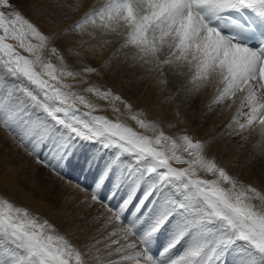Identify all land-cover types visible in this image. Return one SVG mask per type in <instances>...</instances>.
I'll return each mask as SVG.
<instances>
[{"label":"snow or ice","instance_id":"obj_1","mask_svg":"<svg viewBox=\"0 0 264 264\" xmlns=\"http://www.w3.org/2000/svg\"><path fill=\"white\" fill-rule=\"evenodd\" d=\"M32 10L47 30L0 0V143L79 198H65L58 224L0 192V264H264V0H33ZM114 71L147 83L167 112L148 119L89 82ZM90 97L137 127L98 114ZM202 97L190 121L181 108ZM197 119L213 121L207 138Z\"/></svg>","mask_w":264,"mask_h":264},{"label":"bare ground","instance_id":"obj_2","mask_svg":"<svg viewBox=\"0 0 264 264\" xmlns=\"http://www.w3.org/2000/svg\"><path fill=\"white\" fill-rule=\"evenodd\" d=\"M73 18L74 16H69V18L65 20V25L70 23ZM102 60V57H100L99 60L93 61V63L99 64ZM119 75L123 76L124 85H122L120 91L122 92L125 99L133 101L137 98H140L145 102V104H148V111L154 113L158 117L164 115L167 112L169 105H164L163 107H161L158 104V100H154L155 93L153 92V89L147 85V83H137L136 77L132 74L131 71H119L116 76H118L119 78ZM111 80L114 81L113 79ZM203 99L204 98L202 97L201 100H198L193 106H184L181 108L182 112H186L187 117L190 121L198 112ZM146 101H148L149 103H146ZM217 112H219V109H217ZM230 115V112L226 113L223 117L216 119L214 122L216 124H221L222 121H226V119ZM166 119L167 121H171L173 123L175 122L174 116L169 115L166 117ZM212 123L213 121L210 119L207 125H205L204 127H199L200 120L197 119L195 126L197 127L198 138H207V136L211 134ZM179 127H183V125H180ZM164 129L166 128L164 127ZM177 130L178 129H175L174 132H172V130L169 133H171L172 135ZM165 131L167 132V130ZM189 131H191V127L189 128ZM217 148L219 149V154L222 158V161L230 159V157L226 154L228 151L227 149L220 147L219 144H217L214 145L213 150L216 151ZM230 148L231 146H229V149ZM1 149L2 146H0V191L8 193L12 198H14V200L18 201L21 204L36 208V211L40 212L43 216L60 224L61 219L64 217V213L67 211L65 198L76 195L78 199L79 194H76L72 189L61 185L60 181H58L57 179L47 178L41 185L34 183L35 178H33L32 171L25 168L22 169L20 167H14L11 163L8 162V158L6 157L7 155L3 154ZM6 151L9 152V150ZM258 168L259 165H250L248 168L244 169L243 175L246 176L249 181H253L256 178L249 175L247 170H257ZM37 177H41V172L39 170L36 171V178ZM71 203H75V201H72ZM67 207H71V204H68ZM60 226L62 229L73 228L74 222L69 220L67 223L61 224ZM81 235L83 234L80 232H76L73 236V239Z\"/></svg>","mask_w":264,"mask_h":264},{"label":"rangeland","instance_id":"obj_3","mask_svg":"<svg viewBox=\"0 0 264 264\" xmlns=\"http://www.w3.org/2000/svg\"><path fill=\"white\" fill-rule=\"evenodd\" d=\"M13 3L16 4L20 10L26 15V16H29L30 18H32L34 21H36L38 24H40V26L42 28H45V30H47L48 26L45 25L43 19L41 18V15H38L36 12H34L32 10V4H33V0H13ZM44 15H46V13H44ZM66 21L64 20L60 25L59 27L60 28H63L65 27L66 25ZM58 30V29H56ZM102 59H104L103 56H101ZM119 71H114V72H110L102 77H97L95 75L89 77V82L91 83H96V84H100V85H104L105 87H109V88H112L115 92L122 94V92L120 91L122 85H124V80H123V76L119 75V78L117 75ZM116 78V80H115ZM111 79H113L114 81H112ZM71 82V81H69ZM87 85H80L79 87H86ZM153 92L155 93V90L153 89ZM153 93V94H154ZM93 101L94 104L98 105L100 108L104 109V111L98 113V114H104L106 116H108L109 118H113L115 119L117 115H119L120 117V120L122 122H125L127 124H129L130 126L136 128V124H135V121H133L131 119V115L132 113L130 112H127L126 110L125 111H122L121 114H117V113H113V111L111 110V107L109 106L108 102L103 100V99H100L98 97H90ZM128 100V99H127ZM154 100L157 101V96H156V93L154 95ZM130 101V100H129ZM136 101V102H135ZM132 104H133V112H136V110L138 109H143L145 112L147 110V118L148 119H155L156 116L154 113L152 112H149L148 111V104H145L144 101H142L140 98H137L136 100H133V101H130ZM139 102V103H138ZM152 102V101H151ZM146 103H149L148 101H146ZM157 105V104H156ZM143 106V107H142ZM110 111V112H109ZM107 113V114H106ZM110 114V115H109ZM151 114V115H149ZM149 116V117H148ZM165 130H167V134L171 135V132H174L175 129H172L170 130L166 125H165ZM0 146H2V153L7 155L6 157L8 158V162L11 163L14 167L16 168H25L27 170H30L32 171L33 173V178L34 179V183L38 184V185H41L43 183L44 180H46L47 178H52V179H56L55 177H52L46 170L44 169H40L39 166H37L30 158L24 156L22 153H16L15 151H12L7 145L5 144H2L0 143ZM5 148V149H4ZM4 149V150H3ZM6 150H9L6 151ZM13 153H12V152ZM14 154V155H13ZM12 155V156H11ZM27 160V161H26ZM14 161V162H13ZM25 161V162H24ZM29 161V162H28ZM23 162V163H22ZM18 163V164H17ZM21 163V164H20ZM25 163V164H24ZM27 164V165H26ZM26 166V167H25ZM35 166V167H34ZM39 170L41 172V177H37L36 178V171ZM43 170V171H42ZM250 171H256V170H247V172L249 173L250 175ZM47 173V174H46ZM252 176V175H251ZM255 177V176H253ZM207 178H211V177H207ZM59 181V180H58ZM60 184L62 185V182H60ZM64 186V185H63ZM67 187V186H65ZM70 189V188H69ZM0 192H3V191H0ZM6 195H8L10 198H12L8 193L4 192ZM14 200V198H12ZM16 201V200H15ZM17 203H19L18 201H16ZM30 207V206H28ZM33 211H36V208L34 207H30Z\"/></svg>","mask_w":264,"mask_h":264}]
</instances>
